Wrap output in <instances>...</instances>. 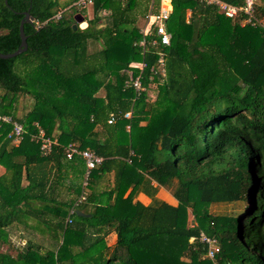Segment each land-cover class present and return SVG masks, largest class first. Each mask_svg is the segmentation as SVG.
Here are the masks:
<instances>
[{
    "label": "trees",
    "instance_id": "obj_1",
    "mask_svg": "<svg viewBox=\"0 0 264 264\" xmlns=\"http://www.w3.org/2000/svg\"><path fill=\"white\" fill-rule=\"evenodd\" d=\"M74 1L0 0V53L19 46L24 12L32 17L26 51L0 58V116L24 128L14 143L0 120V239L17 250L0 252V264H264V0L254 3L253 25L214 4L171 0L156 76L152 29L144 50L138 45L151 0H92L88 18L87 8L66 9ZM139 61L145 89L134 100L125 82ZM35 123L55 140L46 155ZM70 143L103 160L76 207L89 215L74 212L65 224L84 169L81 156L66 157ZM159 187L177 203L157 198ZM139 193L150 202L135 200ZM218 203L234 209L212 213ZM200 231L218 241L213 259Z\"/></svg>",
    "mask_w": 264,
    "mask_h": 264
},
{
    "label": "built area",
    "instance_id": "obj_2",
    "mask_svg": "<svg viewBox=\"0 0 264 264\" xmlns=\"http://www.w3.org/2000/svg\"><path fill=\"white\" fill-rule=\"evenodd\" d=\"M206 3L214 4L217 6L220 12H222L228 18H235L242 15L240 19V24L250 23L251 25L257 24V19L254 14V3L256 0H238L237 3L227 2L225 0H200ZM153 0H151L150 10L145 15V25L140 29V33L142 35L141 39L138 42V45L144 47L147 43V36H149V32L153 30V36L149 38L150 42L153 45L159 46V50L157 51V60L156 67L152 69V74L154 76L157 73L161 75L164 73V61H165V51L163 48L167 47L170 43V34L166 30V21L168 19L170 13V3L171 0H159V8L157 12H153L151 10ZM92 0H75L69 7L66 9L75 8L82 9L91 6ZM64 9L58 10L50 19L48 20H57L61 17ZM85 20L79 22V25H82ZM131 67H136L139 70L131 80L126 81L125 85L130 86L134 93V100L137 99L141 92L145 89L142 85V77L141 71L145 66L143 61L139 62H131L129 64ZM133 106V105H132ZM133 115L132 107L123 114V117L129 118ZM0 120L9 123L12 125V133L14 134V143H18L21 139V136L24 132V128L21 123L12 119L9 115L0 116ZM113 118L108 119V123H112ZM36 127V132L32 136L34 140L39 144V150L42 155H46L51 151L52 146L55 144V140L46 136L44 129L39 127L37 123L34 124ZM126 129H129V125L126 126ZM67 153L66 157L71 158L73 155L77 154L82 157L84 161V169L82 173V180L80 185V194L77 200L68 208L67 215L65 218V224L71 222V216L75 212L76 207L82 203L87 194L88 189V181L90 177L91 170L100 164L103 160V157L94 153L89 149H79L73 143L67 145ZM199 241L206 245V254L205 256L209 259H213L215 254L219 251V244L216 238L206 235L204 232L200 231L199 233Z\"/></svg>",
    "mask_w": 264,
    "mask_h": 264
},
{
    "label": "rangeland",
    "instance_id": "obj_3",
    "mask_svg": "<svg viewBox=\"0 0 264 264\" xmlns=\"http://www.w3.org/2000/svg\"><path fill=\"white\" fill-rule=\"evenodd\" d=\"M85 15L87 18L91 17L90 7H87ZM138 24H139L140 28H142L145 25V16L139 18ZM96 46H97L96 43L90 41L89 49H94ZM150 85H151L150 86L151 89L148 91L147 99H148V101L151 102L156 96L157 88H156L155 82L151 83ZM157 198L163 199L162 196H160V193H159V195H157ZM145 202H146V200H145ZM233 209H234L233 204H224V203L219 204L218 203V204L210 205V211L212 213H217V214H226ZM189 219H192V217L190 216ZM188 221H189V223L191 222V220H188ZM111 241H112V235L107 238L106 242L109 243ZM0 252H5V253H8L10 255H15L17 250L15 248L11 247L8 242L0 239Z\"/></svg>",
    "mask_w": 264,
    "mask_h": 264
},
{
    "label": "water",
    "instance_id": "obj_4",
    "mask_svg": "<svg viewBox=\"0 0 264 264\" xmlns=\"http://www.w3.org/2000/svg\"><path fill=\"white\" fill-rule=\"evenodd\" d=\"M74 19L77 23L82 22L84 20L83 16L80 13L75 14ZM31 20H32V17L30 16L29 11H25L24 17L20 21V24H19V36H20L19 46L13 52L0 53V58H4V59L11 58V57L17 56L18 54L26 51L27 44H26V37H25L24 32H23V24H24V22H30ZM85 26H86V21H84V23L82 25H79V27H85ZM72 28L76 29L77 24L74 23L72 25ZM75 212L77 215L85 216V214H83L79 209H76Z\"/></svg>",
    "mask_w": 264,
    "mask_h": 264
},
{
    "label": "crops",
    "instance_id": "obj_5",
    "mask_svg": "<svg viewBox=\"0 0 264 264\" xmlns=\"http://www.w3.org/2000/svg\"><path fill=\"white\" fill-rule=\"evenodd\" d=\"M60 1L63 2L65 0H60ZM2 172H3V167L0 166V173H2ZM107 178L112 179V172H110V173L107 174ZM101 185H102V187H100V188H103V187L104 188H108V186H109V185H106L105 183H101ZM159 193H160V196H162V198H163L162 200H164V201H166V202H168V203H170L172 205H175L177 203V200L172 196L170 190L165 189L163 187H159V189H158V191L156 193V197H157V195H159ZM135 200H138V201H140L141 203H143L145 205L150 202V198L147 197L146 195H144L143 193H139L135 197ZM145 200H146V202H145ZM86 210H88V211L91 210V205H87L86 206ZM87 215H89V214H85V216H87ZM189 215L192 217V215L190 213H189ZM189 217H188V220H190ZM111 235H112V241L109 242L108 245H112L114 243V239H115V235L114 234H109L106 237V241H107V238L109 236H111Z\"/></svg>",
    "mask_w": 264,
    "mask_h": 264
}]
</instances>
